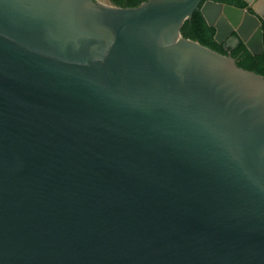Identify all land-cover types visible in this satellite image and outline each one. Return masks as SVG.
<instances>
[{"label":"water","instance_id":"water-1","mask_svg":"<svg viewBox=\"0 0 264 264\" xmlns=\"http://www.w3.org/2000/svg\"><path fill=\"white\" fill-rule=\"evenodd\" d=\"M0 0V264H264V0ZM200 11L220 55L185 39ZM233 44V45H232Z\"/></svg>","mask_w":264,"mask_h":264},{"label":"trees","instance_id":"trees-1","mask_svg":"<svg viewBox=\"0 0 264 264\" xmlns=\"http://www.w3.org/2000/svg\"><path fill=\"white\" fill-rule=\"evenodd\" d=\"M146 1L147 0H111L116 7L120 8H137ZM206 1L236 6L241 9L246 8V4L242 0H204V2ZM262 29L264 33V24ZM215 33L216 30L208 26L199 10L195 11L191 20L186 21L181 28V35L183 38L198 42L202 46L220 55L227 56L228 51H226L222 45L214 41ZM231 56L236 60V64L239 68L264 77V52L259 56H254L246 49L244 44L240 43L231 51Z\"/></svg>","mask_w":264,"mask_h":264},{"label":"rangeland","instance_id":"rangeland-1","mask_svg":"<svg viewBox=\"0 0 264 264\" xmlns=\"http://www.w3.org/2000/svg\"><path fill=\"white\" fill-rule=\"evenodd\" d=\"M97 2L103 4V5H106V6H115L111 0H96Z\"/></svg>","mask_w":264,"mask_h":264},{"label":"crops","instance_id":"crops-1","mask_svg":"<svg viewBox=\"0 0 264 264\" xmlns=\"http://www.w3.org/2000/svg\"><path fill=\"white\" fill-rule=\"evenodd\" d=\"M264 24V23H263ZM243 44V43H242ZM245 46V45H244ZM246 47V46H245ZM247 49V48H246ZM248 50V49H247ZM249 51V50H248Z\"/></svg>","mask_w":264,"mask_h":264},{"label":"flooded vegetation","instance_id":"flooded-vegetation-1","mask_svg":"<svg viewBox=\"0 0 264 264\" xmlns=\"http://www.w3.org/2000/svg\"><path fill=\"white\" fill-rule=\"evenodd\" d=\"M233 45V44H232Z\"/></svg>","mask_w":264,"mask_h":264}]
</instances>
